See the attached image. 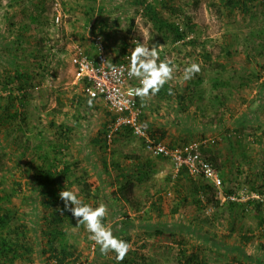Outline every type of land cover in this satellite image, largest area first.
Wrapping results in <instances>:
<instances>
[{
    "label": "rangeland",
    "instance_id": "1",
    "mask_svg": "<svg viewBox=\"0 0 264 264\" xmlns=\"http://www.w3.org/2000/svg\"><path fill=\"white\" fill-rule=\"evenodd\" d=\"M57 1L60 5H56ZM145 2L157 9L168 22H174L180 37L159 29L145 15L147 11L137 0H0V96L7 98V93L12 91L23 96L25 104L20 110L21 116L9 125L0 143V178L4 179V186L9 190L16 181L24 184V190H18L13 201L19 204L21 200L26 211L29 207L38 209L29 203L26 195L29 192L26 168L28 164L40 162L36 155L57 156L55 164L58 169L76 162L77 166L73 165L71 172L74 176L83 169L84 160L75 159L67 152L70 147L63 149V143L55 136L57 128L51 126L50 120L69 123L76 130L75 137L86 141L89 140L87 134L92 131L89 126H100L92 120V113L96 106L103 105L93 103L90 107L88 103L79 105L75 102V96L83 95V85L76 78L71 61L74 46L79 43L87 45L96 34H105L109 41L114 35L118 40L119 36H124V42H128L126 45L133 44L134 47L135 44L156 47L158 63L166 58L171 60L175 65L172 80L180 79L183 83L173 85L177 90L173 96L182 93V104L191 107H183L184 122L193 112L192 116L189 115L192 127L198 128L202 134L207 132L206 136L211 134L208 128L212 125L216 129L225 127L224 132L219 133L221 147L217 151L232 161V190L246 187L264 194V98L259 101L264 97V0L249 1L248 11H231L223 0ZM205 51L211 52V61L205 59ZM193 62L200 65L201 71L184 82V69ZM17 70L28 75L29 80L23 83L16 78ZM248 120L250 122L244 125ZM128 139L141 145L142 140L135 135L128 136ZM120 141L112 142L108 150L111 156ZM34 145L39 146L35 156ZM106 193L110 196V190ZM134 193V199H141L140 213L145 209L146 213L142 214L147 219L139 220L140 213L134 212L132 204L125 206L116 202L113 206L117 213L127 209L133 227L125 231L126 217L122 213L113 217L107 204L109 225L119 239L123 240L120 237L122 229L129 233L132 248L147 241L148 246L143 252L155 264H175L179 249L175 238L203 244L211 264H226L234 257L260 264L258 256L264 254V234L252 211L238 215V224H243L253 236L241 244L239 232L224 238L228 234L227 220L232 213L230 205L216 204V199L204 208L196 207L192 200L177 205V198L173 194L167 195L163 216L158 223L164 224L166 231H176V235H159L158 241L153 230L146 231V227L152 224L149 217L156 218L158 214L149 212L148 208L154 197L147 196L146 192L137 196L142 194L141 189ZM100 195L101 203H110L102 192ZM215 234L222 242L213 238ZM80 235L83 234L77 227L71 228L69 237L78 244L79 253L82 252L81 259L71 264H90L99 246L95 251ZM26 261L24 258L23 262ZM33 264L47 263L40 257L37 261L34 259Z\"/></svg>",
    "mask_w": 264,
    "mask_h": 264
},
{
    "label": "trees",
    "instance_id": "2",
    "mask_svg": "<svg viewBox=\"0 0 264 264\" xmlns=\"http://www.w3.org/2000/svg\"><path fill=\"white\" fill-rule=\"evenodd\" d=\"M249 1L253 0H223L224 5L231 11L235 9H240L243 11L249 10ZM137 3L142 6L145 10V15H148V18L161 30L169 31L179 35V28L174 22H168L161 13L155 9L152 5L145 2V0H137ZM104 37L105 34H103ZM106 39V38H104ZM204 57L206 60L211 61V52L205 51ZM16 78L21 80L23 83L25 80H29L28 75L17 70ZM24 85V84H23ZM165 85L164 87H166ZM6 87V85H4ZM8 87V86H7ZM6 87V88H7ZM23 87V86H21ZM163 87V88H164ZM162 88V90H164ZM86 96V97H84ZM90 96L87 92L83 91V95L79 99L77 104H83ZM260 97V96H259ZM87 98V99H86ZM264 97H261L259 101H263ZM7 101H4V100ZM184 98H182L183 100ZM263 99V100H262ZM85 100V101H84ZM141 101V99H140ZM264 103V102H263ZM262 103V105H263ZM260 104V108L262 107ZM25 106L23 101V96L13 93L12 91L7 93V98L0 96V143L4 139L3 135L7 131L9 125L14 123L18 117L21 116L20 110ZM256 112H259L258 109ZM110 114L111 119L114 121L116 115L107 112ZM66 114V113H65ZM75 115L74 117H76ZM250 120L244 122V125H247ZM51 126L57 128L55 136L56 139L61 141L62 147H70V142L75 141V132L73 128L69 126V123L65 122H56V120H50ZM109 127L106 125L103 126V130L99 132V136L102 143L103 156L100 158L101 166L106 175H109V178H112V172L120 173L118 177H122L119 181V184L115 189H110V196H107L105 190H103V197H106L110 203H101L100 189L102 188L103 182L98 179L97 175L92 169L84 168L81 170V173L78 176L71 174L73 165L77 166V163H67L63 165L62 168L58 169V166L55 164L57 156L42 154L36 155L39 146L34 145L33 147V156L39 157L41 160L38 164L34 165L28 164L27 169V182L28 191L26 195L28 196L29 203L38 209H31L29 211L25 210V205H22L20 200L19 204L17 201H13V197L17 198V191L24 190V184L21 181H16L13 184L15 186L11 190L7 189L4 186V179L0 178V264H33L34 259L43 260L47 264H71L81 259L82 252L79 253V246L75 241H71L69 234L71 228L77 227L82 239H85V243L90 244L93 249L98 247L92 240L89 239V233L85 230L83 225L76 226V220L73 217L72 213L68 210H64L62 213L58 209H64V202L59 198V192L62 190H71L74 191L78 198H80L85 204L90 205L95 208L100 204H109L110 210L113 214V217L116 214H121L126 217L124 230H131L133 225L130 223L129 214L127 209L123 212L117 213V209L113 206V203L122 202L126 206L127 203L132 204L135 212L141 210V199L133 198L135 192V187L143 179H146V166H141L136 169V172L140 174L131 173L125 170L123 163L114 161L112 168L111 164L108 161V151L107 148L110 146L107 142V133ZM130 136L133 135L130 127L123 126L119 131L114 134L112 141H119V136ZM150 136L152 134H149ZM151 137H154L152 135ZM156 138V137H155ZM141 143L144 145V138H140ZM238 139V138H237ZM240 141V140H239ZM112 144V143H111ZM53 148V147H52ZM127 158V155L124 156ZM211 161L219 171L220 164L217 159L214 157H206ZM135 174V175H133ZM222 175V174H221ZM223 177V176H222ZM198 180H194L188 176L185 168L181 169L178 172L177 176H172L171 179V193L174 194V197L177 198V205L185 204L192 200L193 205L198 208H204L207 206L208 202L214 201L215 196L213 194V188L208 184L202 176H198ZM113 179V178H112ZM117 181L115 178L112 180ZM113 181V182H114ZM169 182V181H167ZM28 183V184H27ZM170 184V183H167ZM233 185L229 182L224 184V190L227 193L235 192L232 190ZM109 191V190H108ZM168 192V190H167ZM167 192L163 191L154 197L149 203L148 208L149 212L156 211L157 217H149L152 219V224L146 227V231L153 230L156 240H160L159 235L173 236L176 235V231L164 229V224H159V218L163 216V207L166 204ZM208 193H211L210 196H207ZM201 194H204L207 201L203 202L200 198ZM146 196V195H145ZM192 198V199H191ZM145 199H148L146 196ZM106 200V201H107ZM147 202V200H146ZM219 201L216 202V204ZM227 205H230L232 209L231 218H228V234L224 238H229L235 232L240 233V243L245 244L250 241L253 236L243 224H238L237 219L238 215L241 212L252 211L256 220L258 227L261 228L264 234V202H261L257 199H249L246 202H237V201H227ZM223 203V204H225ZM219 205H222L219 203ZM177 208V206H176ZM142 213H146L144 209ZM140 213L137 218L140 220H146L145 214ZM112 217V218H113ZM109 215L104 218L103 223L110 228ZM149 222V223H151ZM156 223V225H155ZM111 229V228H110ZM182 232V231H181ZM209 235V232H204ZM123 240L130 243L131 239L129 233H124L123 229L120 233ZM219 241L218 235H214ZM223 238V236H221ZM80 239V238H79ZM178 244V251L176 253L175 264H211L208 260L206 254V248L203 244L198 243H189L188 239L184 238H175ZM78 242V239H76ZM148 246V242H142L137 248H132L127 253L123 261L117 262L115 259V253L109 252L107 255H104L97 248V254L93 256L90 264H155L151 257L148 254L143 252V248ZM81 250V249H80ZM83 251V250H82ZM20 259L17 261V259ZM27 259L26 262H23V259ZM260 264H264V254L260 257L258 256ZM226 264H252L248 259L247 260H238L237 257H234L232 261L227 262Z\"/></svg>",
    "mask_w": 264,
    "mask_h": 264
},
{
    "label": "crops",
    "instance_id": "3",
    "mask_svg": "<svg viewBox=\"0 0 264 264\" xmlns=\"http://www.w3.org/2000/svg\"><path fill=\"white\" fill-rule=\"evenodd\" d=\"M114 36L115 37H113L111 41L105 39V43L108 60L109 62L115 63L122 58L123 54L127 50L128 45H126L127 41L125 40L126 42H124L123 40L126 39L123 38L124 36H119V40L117 39V35ZM92 41L93 40H91V42L87 45H84L83 43V45L80 43L76 45L80 46L83 52L94 56L96 53V48L94 47ZM90 44H92V47ZM179 83L183 84L180 79L169 81L165 84L167 85L166 87H164L165 85L163 86L164 88L162 87L164 90H162L161 88V90L156 95L149 96L144 100L140 101V105L142 107V114L140 116L141 125L144 127L147 134L154 135L153 138L156 137L157 139L162 140L169 147L183 146L184 144L192 141L200 142V151L203 155H205L206 157H214V159L220 161L218 163L221 165L220 173L223 176L222 178L224 184L226 185V183L229 182V184L232 183L233 185L234 175L232 161L229 159V157H227V155L223 157L217 151L218 147H221V143L219 141L221 140V137L219 136V133H221V131L224 132L223 130L225 127H222V129H216L213 128L212 125L208 128L211 134L209 136H206L207 132L202 134L203 132H201L198 128L192 127L189 121L191 118L189 115L192 116L193 112L187 115L189 117L187 118L189 124L187 121L184 122L186 118H184L183 116V107H191L190 104H187V106L182 104V98H184L182 97V93L181 96H173V94L177 91L176 86L173 85ZM169 89H171V94L169 93ZM178 93L180 94V92H177V94ZM79 97L81 98V95L75 96V102L81 101ZM89 99L92 98H88V100ZM92 100L93 103H100L101 105H103L100 107L96 106L94 108V114L92 113V120L95 121L96 125L100 123V126H89V131H91L92 129V131L87 134L89 140L86 141V139L84 138H78L75 141L70 142L71 145L67 152H70L75 159H80L81 161L84 160V168H88L89 170L92 169L96 174H98V179L103 182L102 188L100 189V192L103 193V190H105V192H108V190L110 189H115L116 186L119 184L118 180H120L122 177H118L120 173L110 171V173L112 174V178H115L117 181L113 184L110 183V186L107 187L108 183L111 182L112 178H109V175H106L104 173L101 166L100 158L103 156V150L99 131L102 127V124L103 126L107 124V126L109 127V125L113 122L109 121L111 119V116L107 113L112 112L108 109V107L103 101L95 99ZM83 103H88V101L86 100ZM103 109L104 111H102ZM73 132H76V130L74 129ZM119 137L122 142L119 140L120 143L115 145L116 152L114 153L115 155L112 154V156L114 155L113 159L110 158L112 157L110 152H108L107 158L109 163L111 164V168L114 161L125 162L123 163V165L125 166V170L131 173L135 172V174H140L139 172L135 171L136 169L140 168L141 166H146V169L143 168V170H146V176H144L146 177V179H143L135 187V190L141 189L142 192V194L139 193L137 194V196L144 195V193L146 192L147 196L152 195L151 197H155L163 191L167 192V190V195L173 194L170 191L172 182L171 179L172 176L174 177L178 175H174L173 163L169 159L164 158L162 156L152 155L150 152L145 150L144 145L142 143L140 145L137 141H131L128 139V136L124 137L120 135ZM119 141L115 142L118 143ZM109 145L111 146V144ZM110 146L107 148V151L111 149L112 146ZM125 155H127V158L124 157ZM135 166L136 169H134ZM191 178H193L194 180L199 179L194 177ZM141 211L142 210L136 213H140Z\"/></svg>",
    "mask_w": 264,
    "mask_h": 264
},
{
    "label": "built area",
    "instance_id": "4",
    "mask_svg": "<svg viewBox=\"0 0 264 264\" xmlns=\"http://www.w3.org/2000/svg\"><path fill=\"white\" fill-rule=\"evenodd\" d=\"M56 5H60L57 1ZM59 19V18H57ZM96 53L94 56L83 52L79 46H74L75 54L72 56L75 75L83 82V91L90 98L103 101L108 109L116 115V119L109 125L107 133L108 144L112 143L114 134L123 126L130 127L132 134L144 138V148L154 156H162L173 163L174 175L185 168L191 177L202 176L213 188V194L220 204L227 201L246 202L257 199L264 202L261 195L244 187L235 192L227 193L224 190V181L217 167L200 151V143L188 142L183 146L169 147L162 140L151 137L140 123L142 107L140 97L129 96L130 89L139 87L137 78H129L127 69L130 64L133 44H128L126 52L118 62H109L106 53V43L102 34L93 37ZM109 65H114L118 70L123 69V74L113 75ZM205 202V195L201 194Z\"/></svg>",
    "mask_w": 264,
    "mask_h": 264
},
{
    "label": "clouds",
    "instance_id": "5",
    "mask_svg": "<svg viewBox=\"0 0 264 264\" xmlns=\"http://www.w3.org/2000/svg\"><path fill=\"white\" fill-rule=\"evenodd\" d=\"M159 59L156 47H146L142 44H135L131 50L130 64L127 69L129 78H137L139 87L130 89L129 96L140 97L141 100L149 96L156 95L161 88L173 79L175 65L167 58L157 62ZM113 75L123 74V69L118 70L114 65H109ZM201 71L198 63H191L184 69L183 81L194 78ZM83 84V82H82ZM171 94V89H169ZM93 100H88L91 107ZM205 156V155H204ZM197 178V177H196ZM59 198L64 202V209H58L61 213L68 210L76 220V226L83 225L90 234L89 239L99 246L102 254L107 255L114 252L117 262L123 261L130 250V244L113 235L112 230L107 227L103 221L108 214L106 205L100 204L93 208L85 204L78 195L71 190H62L59 192Z\"/></svg>",
    "mask_w": 264,
    "mask_h": 264
}]
</instances>
